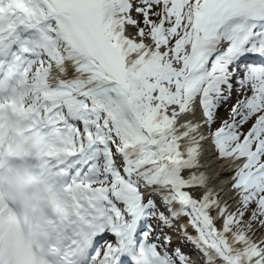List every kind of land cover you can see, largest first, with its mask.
<instances>
[{"label": "snow or ice", "instance_id": "1", "mask_svg": "<svg viewBox=\"0 0 264 264\" xmlns=\"http://www.w3.org/2000/svg\"><path fill=\"white\" fill-rule=\"evenodd\" d=\"M0 264H264V0H0Z\"/></svg>", "mask_w": 264, "mask_h": 264}, {"label": "bare ground", "instance_id": "2", "mask_svg": "<svg viewBox=\"0 0 264 264\" xmlns=\"http://www.w3.org/2000/svg\"><path fill=\"white\" fill-rule=\"evenodd\" d=\"M223 183H227V180H225Z\"/></svg>", "mask_w": 264, "mask_h": 264}]
</instances>
